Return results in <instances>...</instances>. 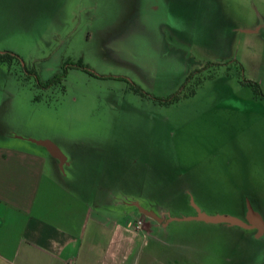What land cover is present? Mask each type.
Here are the masks:
<instances>
[{
	"label": "rangeland",
	"instance_id": "374dc122",
	"mask_svg": "<svg viewBox=\"0 0 264 264\" xmlns=\"http://www.w3.org/2000/svg\"><path fill=\"white\" fill-rule=\"evenodd\" d=\"M255 7L234 6L249 26ZM150 25L139 0H0V52L17 56L0 63V144L51 140L79 162L49 174L120 179L123 205L157 216L264 217V30L213 47L187 22L186 39ZM159 236L201 264H264L258 231L190 220Z\"/></svg>",
	"mask_w": 264,
	"mask_h": 264
},
{
	"label": "crops",
	"instance_id": "0c3cea01",
	"mask_svg": "<svg viewBox=\"0 0 264 264\" xmlns=\"http://www.w3.org/2000/svg\"><path fill=\"white\" fill-rule=\"evenodd\" d=\"M139 2L151 28L159 33L169 26L186 39L187 22L195 40L209 34L208 40L199 41L213 47L235 42L239 33L259 35L264 30V0H253L258 20L254 26H249V16L242 20L236 14L234 6L245 0ZM245 42L254 51L259 44L256 38H242L241 44ZM26 143L0 144V264H201L159 236L161 228L173 221H190L182 219L186 216L162 210L159 220L148 217L152 221L147 223L135 199L123 205V200L134 197L119 190L120 179L111 185V180L90 173L80 180L73 174L70 181L52 176L48 167L63 170L67 165L74 173L79 161L70 160L52 142L66 157L62 168L46 147ZM116 191L123 199L116 198ZM242 220L247 221V215Z\"/></svg>",
	"mask_w": 264,
	"mask_h": 264
},
{
	"label": "water",
	"instance_id": "95a60500",
	"mask_svg": "<svg viewBox=\"0 0 264 264\" xmlns=\"http://www.w3.org/2000/svg\"><path fill=\"white\" fill-rule=\"evenodd\" d=\"M37 144L44 146L48 149V151L57 158L60 163L61 167L63 168L64 164L66 163V157L63 154V152L60 150L58 146H56L54 143L50 141H37L34 140ZM194 204V203H193ZM137 207H139L140 211L147 215L148 217L158 219L159 217L155 215L152 212H149L143 208H141L138 204H136ZM196 208L197 214L193 217H186L182 218L184 220H195V221H201L205 223H211V224H228L231 226H237L241 227L243 229H249V230H257L259 235L264 234V221L259 213L254 211L251 207H249L248 213H247V221H244L238 217L231 216V215H208L207 213L203 212L196 204H194ZM173 220H179V218H175Z\"/></svg>",
	"mask_w": 264,
	"mask_h": 264
},
{
	"label": "trees",
	"instance_id": "16d2710c",
	"mask_svg": "<svg viewBox=\"0 0 264 264\" xmlns=\"http://www.w3.org/2000/svg\"><path fill=\"white\" fill-rule=\"evenodd\" d=\"M16 59H17V56L14 55V54H12V53H9V52H3V53H1L0 52V63H12ZM252 86H255L256 88L258 87L255 84L252 85ZM257 90L258 89H256V91ZM179 94H180V92L177 93L176 95H174L173 97L178 96Z\"/></svg>",
	"mask_w": 264,
	"mask_h": 264
},
{
	"label": "built area",
	"instance_id": "2783aa9c",
	"mask_svg": "<svg viewBox=\"0 0 264 264\" xmlns=\"http://www.w3.org/2000/svg\"><path fill=\"white\" fill-rule=\"evenodd\" d=\"M142 227V221L136 223V228L140 229Z\"/></svg>",
	"mask_w": 264,
	"mask_h": 264
},
{
	"label": "flooded vegetation",
	"instance_id": "af4514ba",
	"mask_svg": "<svg viewBox=\"0 0 264 264\" xmlns=\"http://www.w3.org/2000/svg\"><path fill=\"white\" fill-rule=\"evenodd\" d=\"M255 230V229H254Z\"/></svg>",
	"mask_w": 264,
	"mask_h": 264
}]
</instances>
